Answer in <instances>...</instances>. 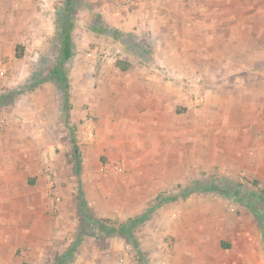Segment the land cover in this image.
<instances>
[{
  "label": "rangeland",
  "instance_id": "374dc122",
  "mask_svg": "<svg viewBox=\"0 0 264 264\" xmlns=\"http://www.w3.org/2000/svg\"><path fill=\"white\" fill-rule=\"evenodd\" d=\"M78 1L50 19L21 0L5 22L24 57L0 62V122L45 133L1 136L0 188L7 208L62 215L68 235L44 264H264V210L260 224L249 207L264 204V0H143L128 11L148 17L103 22L119 41L93 30L98 5ZM35 75L45 81L30 90Z\"/></svg>",
  "mask_w": 264,
  "mask_h": 264
},
{
  "label": "crops",
  "instance_id": "0c3cea01",
  "mask_svg": "<svg viewBox=\"0 0 264 264\" xmlns=\"http://www.w3.org/2000/svg\"><path fill=\"white\" fill-rule=\"evenodd\" d=\"M55 5V13L50 16L53 17L58 13V6L64 7V11L67 13L74 12L75 9H77V6L80 5L78 0H53ZM211 1V0H209ZM219 3H222V0H218ZM85 3H90L93 5H98V17L102 19L103 22H108L116 25H124L122 22H128V26H130L131 21L135 19H141V17H148L149 13L145 11L143 14L140 12H136L139 9H136L135 12L130 13L127 9L118 11L115 8L114 2H109V0H83ZM148 2H151L148 0L143 5L147 4ZM21 5V0H17L14 2V0H0V62L7 59V62L12 66L17 63V60L20 58H23L24 56L17 57L16 55V49L10 50L7 48L6 43H11L15 36L19 35L18 32V25L5 23L13 22L17 20L18 18L14 16L13 13L10 11L11 5ZM24 7L27 6L29 8H32L36 6L35 2H24L22 4ZM139 6V5H138ZM149 6V4H148ZM137 6L131 8L135 9ZM37 8V7H36ZM146 8V6L144 7ZM130 10V9H129ZM220 11H222V6L219 8ZM202 13H207L208 15H213V10L210 7H205L202 11ZM138 13V14H137ZM223 14V12H219ZM41 16V15H40ZM42 17V16H41ZM43 18V17H42ZM206 27H209V29H214L217 27L216 20H213L209 22V24H206ZM215 25V27H214ZM16 26V30L14 28ZM226 26V23L223 24V19H220L219 21V29L223 30V27ZM51 28V27H50ZM129 28V27H128ZM116 29V28H114ZM216 29V28H215ZM130 30V29H129ZM128 31V30H126ZM97 33V32H96ZM98 34V33H97ZM212 34V32L210 33ZM106 36V35H102ZM215 36V37H214ZM212 40H216V42H219L222 46L221 53L224 52L223 47L227 44V34L223 36L222 31L221 35H218L216 32L211 35ZM37 44L33 45V52L35 54H38L41 50L42 44H40L39 41L35 42ZM224 43V45H223ZM101 44V43H100ZM9 46V45H8ZM45 48V46L42 47V49ZM27 49V48H26ZM30 51V50H29ZM69 47L63 49L62 54L60 56L61 60H66L68 58ZM22 53H24V50H22ZM70 53V52H69ZM67 56V57H66ZM66 64L67 60L65 61ZM63 64V63H62ZM60 67L61 71L57 72V78L62 83H64L65 80V67ZM19 65H22L21 63ZM58 68V67H57ZM21 111V110H19ZM27 112H19L18 116L21 118H25L27 115ZM33 127H28L24 123L17 126V128L10 126L7 127H0V138L2 135L7 133H12L15 131V133L19 136L20 141H28V137H26V134H35L38 132H44L45 130H42L40 127H35L33 130L31 129ZM38 129V130H37ZM36 138V137H34ZM35 140V139H34ZM38 142L44 143L43 138H39ZM2 141L0 139V145ZM0 150H2L0 148ZM4 172L3 164L0 163V175L2 176ZM2 181V177H1ZM9 192V191H8ZM10 193H13L12 195L19 196V191H12L10 190ZM5 191L4 189L0 188V264H21L20 261H28L29 264H44L46 262V254L50 249H53L50 246H55L57 244H60L61 241H63V238L67 237L69 228L66 226L65 221L63 220L62 215L59 217H55L53 214L46 215L45 207L41 208L38 206H31V204L22 206L20 205V201H15L12 204L10 203L7 208V205L5 204ZM30 202L29 200L26 202ZM7 213V218L9 220L5 219V214ZM27 214V218L25 217V214ZM21 214H24V217H21ZM25 219L27 221H25ZM64 221V222H63ZM23 248V251L18 254V250L20 248ZM28 256H26V253ZM71 249L67 250L66 254L64 256H59L61 258V261H64L65 259L69 258L71 256ZM6 254V256H5ZM63 258V259H62ZM60 261V262H61ZM56 264H63V263H56Z\"/></svg>",
  "mask_w": 264,
  "mask_h": 264
},
{
  "label": "trees",
  "instance_id": "16d2710c",
  "mask_svg": "<svg viewBox=\"0 0 264 264\" xmlns=\"http://www.w3.org/2000/svg\"><path fill=\"white\" fill-rule=\"evenodd\" d=\"M93 30L95 32H97L99 35H106L108 37L113 38L115 41H119L121 40V37H123L121 34V32L118 29H114V28H109L108 26L103 24V21L101 18H98V21H96L93 25ZM125 41V40H122ZM68 53V52H66ZM45 81V78H41L39 77V75H35L28 83H27V88L28 89H34L35 87H37L38 85L42 84V82ZM228 185H231V183H228ZM207 189H213L215 190L216 188L213 187V185H210L207 187ZM228 192V190H227ZM239 189L236 188L235 192L233 193V196H235L236 194L238 195ZM252 201V200H251ZM263 207H257L256 205L252 204V202H249V207H251V209L253 210V212L256 214V217L260 220V224H261V211L264 210V204L262 205ZM83 216L86 217V223L90 222V217L85 215L83 213ZM102 228H105V226H107V223H109V221L107 220H100L97 222ZM262 228L264 230V224L262 222ZM125 229V228H122Z\"/></svg>",
  "mask_w": 264,
  "mask_h": 264
},
{
  "label": "built area",
  "instance_id": "2783aa9c",
  "mask_svg": "<svg viewBox=\"0 0 264 264\" xmlns=\"http://www.w3.org/2000/svg\"><path fill=\"white\" fill-rule=\"evenodd\" d=\"M143 0H114L115 8L118 11L129 10L137 5H139ZM37 10L43 16L49 17L55 13V5L53 0H36ZM100 60L105 59V52L100 51ZM9 66L7 63L0 65V77H5L8 72ZM0 122V127L3 128Z\"/></svg>",
  "mask_w": 264,
  "mask_h": 264
}]
</instances>
